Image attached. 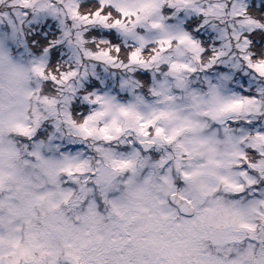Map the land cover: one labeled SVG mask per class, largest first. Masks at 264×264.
<instances>
[{"label": "clouds", "instance_id": "1", "mask_svg": "<svg viewBox=\"0 0 264 264\" xmlns=\"http://www.w3.org/2000/svg\"><path fill=\"white\" fill-rule=\"evenodd\" d=\"M262 4L31 0L24 8L19 0H0L5 261L8 242L22 240L35 248L40 264H96L97 258L126 264L124 240L131 233L132 264H264V205L248 210L252 201L264 199V185L235 192L209 175L185 180L182 173L198 170L203 161L183 156L178 170L176 145L185 136L168 144L155 134L161 127L170 135L181 121L140 127L168 111L206 125L201 136L224 139L223 126L193 106V95L207 97L210 85H220L226 95L264 86V77L249 70L241 51L247 20L264 22L258 19L264 18ZM41 29L49 34L46 43L33 39ZM184 35L198 47L181 43ZM189 188L197 191L194 205L179 199ZM41 194L51 195L40 202ZM233 202L243 214L225 221L220 206ZM145 206L162 209L167 219L157 213L150 227L143 219L132 220ZM40 252L47 255L40 258Z\"/></svg>", "mask_w": 264, "mask_h": 264}, {"label": "snow or ice", "instance_id": "2", "mask_svg": "<svg viewBox=\"0 0 264 264\" xmlns=\"http://www.w3.org/2000/svg\"><path fill=\"white\" fill-rule=\"evenodd\" d=\"M19 3L24 8H28L31 0H19ZM250 11L253 15H256L255 7ZM260 11H264V4L261 5ZM96 15H100V13L97 12ZM258 19L264 21V18ZM247 24L250 27L248 32L245 33L244 45L241 49L242 59L247 63L250 71L264 77V22H257V20L249 18ZM33 39L38 43H46V40L39 34L34 36ZM180 40L181 43L187 41L193 49L198 47L196 41L187 35L181 36ZM132 59L133 61L137 59L136 53L132 54ZM172 67L176 68L177 65L173 64ZM183 67L187 66L184 65ZM222 79L228 80L230 77L224 75ZM220 87V85H210L207 97L193 95V106L202 109V114L210 116L216 123L223 126L224 139L222 141L217 138L215 133L210 136H201L199 134L200 130L206 125H201L187 117H179L168 111H161L152 120L141 123L140 127L141 129L148 128L161 119L180 120L181 123L172 127L170 135H164V129L161 127L155 128V134L158 137L162 136L168 144L173 143L182 135L185 136L184 141L176 145L179 149L177 153L178 170L180 169V159L183 156L196 157L203 161L198 166V170L191 173H182L185 180L190 181L194 176L209 175L222 183L226 191L243 192L245 185L248 188L264 185V126H260L261 120L264 119V107L261 106L264 103V86L258 85L255 92L241 89L239 93L227 95L220 91ZM125 115H127L126 112ZM230 117L231 120H229ZM229 124H236L237 127L227 126ZM187 133H191V135H186ZM142 134L148 136L149 132H143ZM106 138L112 139L111 136ZM244 145H247V147L242 151L241 148ZM124 166H127V164ZM241 168L251 171H239ZM65 170L67 171V169ZM77 170L84 171V167L77 165ZM236 177H241L242 180L237 181ZM202 194L207 195L208 193L203 192ZM48 195L51 194H41L36 199L43 202ZM196 195V189L189 188L179 196V199L188 205H194ZM175 197L176 193L174 192L173 198ZM257 205H264V199L252 201L248 206V210L256 211ZM136 213L137 215H133L132 220L143 219L146 221V227L151 226V222L156 218L157 213L167 219V214L155 206L151 208L138 207ZM219 214L225 221L229 219L234 221L238 215L243 214V210L236 207V203L233 202L232 205H221ZM240 227L251 229L253 226L241 223ZM98 239L102 241L103 238L99 237ZM90 242L86 241V243ZM8 243L11 249L7 253L9 259L5 261L2 249H0V264H40L35 248H29L22 240H10ZM124 243L129 252L126 264H132L133 246L136 243V237L129 233ZM0 244H2V241H0ZM35 247L38 248L39 245ZM46 255L45 252L39 254L40 258ZM121 258L123 259V256ZM76 259L78 261V258ZM96 264H107V260L97 258Z\"/></svg>", "mask_w": 264, "mask_h": 264}, {"label": "trees", "instance_id": "3", "mask_svg": "<svg viewBox=\"0 0 264 264\" xmlns=\"http://www.w3.org/2000/svg\"><path fill=\"white\" fill-rule=\"evenodd\" d=\"M43 29H41V32H39V33H37V34H39V35H41L46 41L49 39V34L48 33H46V35H43L42 34V31Z\"/></svg>", "mask_w": 264, "mask_h": 264}, {"label": "rangeland", "instance_id": "4", "mask_svg": "<svg viewBox=\"0 0 264 264\" xmlns=\"http://www.w3.org/2000/svg\"><path fill=\"white\" fill-rule=\"evenodd\" d=\"M42 31H43L42 34H43V35H46L47 31L44 30V29H43Z\"/></svg>", "mask_w": 264, "mask_h": 264}]
</instances>
